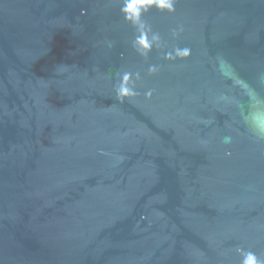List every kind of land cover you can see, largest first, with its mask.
Here are the masks:
<instances>
[{
    "label": "water",
    "instance_id": "95a60500",
    "mask_svg": "<svg viewBox=\"0 0 264 264\" xmlns=\"http://www.w3.org/2000/svg\"><path fill=\"white\" fill-rule=\"evenodd\" d=\"M126 2L0 0V264L264 261V0Z\"/></svg>",
    "mask_w": 264,
    "mask_h": 264
},
{
    "label": "clouds",
    "instance_id": "9594fccd",
    "mask_svg": "<svg viewBox=\"0 0 264 264\" xmlns=\"http://www.w3.org/2000/svg\"><path fill=\"white\" fill-rule=\"evenodd\" d=\"M156 6L160 10H168L172 11V0H130V2H126V6L121 9V11L125 14L126 19L129 20H138L141 16L142 10H147L148 8ZM139 43L144 47L148 48L149 45L146 40L141 37ZM178 55L188 56V50L185 49L182 52H178ZM124 84H122L119 94L122 96H128L130 91L126 87L128 76H124ZM261 130L264 131V124H261ZM242 264H264V261L258 259L254 253H246L243 259Z\"/></svg>",
    "mask_w": 264,
    "mask_h": 264
}]
</instances>
